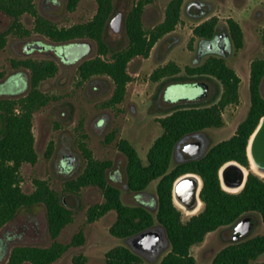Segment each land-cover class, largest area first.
Segmentation results:
<instances>
[{"label":"trees","instance_id":"16d2710c","mask_svg":"<svg viewBox=\"0 0 264 264\" xmlns=\"http://www.w3.org/2000/svg\"><path fill=\"white\" fill-rule=\"evenodd\" d=\"M78 1L67 0L66 8L73 10ZM148 1L150 0H137L127 12L123 20L127 44L114 49L105 38L114 8L112 0H96L97 9L90 20L67 27H58L40 14L34 0H0V10L13 18L11 25L0 32V48L4 47L7 36L11 33L26 37L33 31L56 42L90 38L96 43L97 53L79 64L78 75L81 81L95 75L110 77L114 89L108 104L114 105L124 99L127 84L132 79L127 70L130 60L135 56L147 58L157 41L170 34L180 21L184 0H169L163 20L151 28H145L143 13ZM24 13L33 16L32 30L27 29L20 20ZM223 25L234 49L242 48V27L231 17L226 19L225 24H220L216 16H211L197 24L193 28V34L202 45L219 35L218 30ZM261 40L264 46V32ZM174 44L176 41L172 45ZM11 62L14 68L29 70L30 88L22 96L0 98L3 122L0 131V229L23 208L41 204L46 209L51 243L47 246L15 245L4 264H51L71 245L83 244V232H77L68 243L58 240L62 229L74 219L72 209L63 203L59 193L44 179H34L33 191H23L20 185V167L24 162H36L33 114L51 98L40 89V83L54 76L58 65L52 59L30 57L12 59ZM197 75H212L221 81L223 91L217 103L205 107L178 108L158 117L157 121L163 131L149 147L146 161L142 160L129 140L119 138L117 141V148L125 157L126 188L130 193L137 195L158 179L155 210L138 203H126L121 189L109 181L108 171L113 165L112 161L93 157L84 142L81 150L86 158V165L76 178L64 183L67 192L77 193L82 187L90 185L102 191L103 201L88 208V220L94 221L114 211L115 220L109 227V233L113 236L134 238L154 225L161 226L169 241V249L158 264H195V258L190 253L191 246L202 242L207 233L220 226L233 225L246 214L256 213L264 224V179L251 172L244 188L233 193L222 189L217 174L219 166L227 160L247 163L245 150L249 136L264 116V98L260 92L264 58H255L250 62V106L235 134L214 145L200 160L179 163L168 171L173 146L180 138L196 130L221 126V110L226 105L239 102L240 77L226 64L222 55L210 54L203 61L186 64L184 67L174 61H167L154 68L149 79L153 82L168 78L183 80ZM114 136L115 132H110L108 140ZM49 149H52V142ZM186 171L201 175L203 187L200 196L204 207L199 213L183 220L180 209L172 201V184L178 175ZM263 253L264 234H256L224 245L215 253L210 264H250L252 261L253 264H264V261H256ZM86 259L83 253H77L73 255L70 264H84ZM105 264H143V258L127 245L118 244L106 251Z\"/></svg>","mask_w":264,"mask_h":264},{"label":"rangeland","instance_id":"374dc122","mask_svg":"<svg viewBox=\"0 0 264 264\" xmlns=\"http://www.w3.org/2000/svg\"><path fill=\"white\" fill-rule=\"evenodd\" d=\"M168 1L150 0L146 3L143 13L145 28H151L163 20ZM112 2V16L121 11L124 20L137 0ZM34 3L38 12L58 27L86 22L97 9L96 0H79L73 10L66 8L67 0H34ZM211 16H216L220 24H225L228 17L238 21L244 36L243 47L238 50L232 47L229 57L225 58L226 64L240 76V103L227 108L224 127L209 129L216 130L221 140L233 134L249 109L250 62L255 58H264L261 40L264 32V0H184L180 21L175 29L157 41L147 58L135 56L130 60L127 70L132 79L127 84L124 99L114 105L108 104L114 89L110 77L95 75L81 81L78 75L79 64L97 53L94 40L85 38L70 41L77 46L70 51L65 61L61 57L63 47L60 45L69 42L52 41L33 31L26 37L12 33L7 36L6 44L0 48V98L22 96L30 88L29 70L14 68L12 59H52L58 65L55 75L40 83V89L51 98L33 114L36 162H24L20 167V185L23 191L29 193L34 190V179H44L59 193L63 203L72 209L74 219L62 229L58 240L68 243L77 232H83L84 243L71 245L51 264H70L73 255L77 253H83L87 257L84 264H105V253L108 249L118 244L133 245L132 241L109 233V227L115 220L114 211L94 221L88 220V208L103 201L102 191L98 187L85 186L77 193H72L65 191L64 183L68 179L76 178L86 165V158L81 150L84 142L93 157L112 161L113 165L108 171L109 181L121 189L126 203L151 200L157 180L147 186L148 191L142 196L127 190L125 157L118 150L117 141L119 138L129 140L145 161L149 147L163 131L157 118L163 116L170 109V105H177L183 100H186L184 105H203L216 99V93L221 89V84L216 79H213L214 92L206 102L198 101L204 89L199 77L189 79L193 83L187 79L171 81L168 78L157 82L149 79L152 70L167 61H174L181 67L191 63L197 45L193 28ZM12 20L11 16L0 10V32L7 29ZM20 20L27 29H33V16L24 13ZM218 34H227L224 25L218 30ZM105 38L114 49L126 46L124 24L119 32L113 31L108 24ZM175 41L176 44L172 45ZM32 42L43 43L44 49H25L24 46ZM262 92L264 95V82ZM2 126L0 115V131ZM113 131L114 138L108 140V135ZM190 215L183 211L184 220ZM250 215L255 224L243 238L264 234V224L259 215ZM232 241L234 225L221 227L207 233L202 242L191 246L190 253L195 258V264H210L215 253ZM50 243L45 207L40 204L23 208L0 229V264L6 263L15 245L47 246ZM168 249L167 245L159 248L157 252L143 254V264H158ZM256 261H264V253ZM253 263L254 261L250 264Z\"/></svg>","mask_w":264,"mask_h":264},{"label":"flooded vegetation","instance_id":"af4514ba","mask_svg":"<svg viewBox=\"0 0 264 264\" xmlns=\"http://www.w3.org/2000/svg\"><path fill=\"white\" fill-rule=\"evenodd\" d=\"M198 5H200L198 3ZM209 42L210 41H207L205 42V44H199L197 42V45H196V50H195V54L193 55L192 57V60H191V63L193 62H200V61H203L208 55L210 54H214V55H222L224 58L226 57H229V55L226 54V52L222 53L221 54V50L219 49L218 46H214L212 47L211 49L208 48V45H209ZM32 43H35V42H32ZM39 43V42H38ZM28 44H31V43H28ZM39 44H42L43 43H39ZM71 44V42L69 43H63L61 44L60 46L62 47H68L69 45ZM27 45V44H26ZM25 47V46H24ZM32 49V48H31ZM38 49H44V45L43 47L41 48H38ZM30 50V49H29ZM198 52H200L198 54ZM201 54V55H200ZM62 57V56H61ZM66 61V60H65ZM237 73V72H236ZM238 75V73H237ZM239 76V75H238ZM201 78L202 79V84L204 86V89H203V92H202V95L200 96L199 100L200 102H206L208 97L210 95L213 94L214 92V83H213V79H216L220 82L221 84V81L219 79H217L216 77L212 76V75H197V76H193V77H189L187 78V80L191 79V78ZM240 77V76H239ZM183 80H186V79H183ZM171 81H176V80H171ZM191 83H193L194 81L193 80H189ZM241 81V79H240ZM263 82H264V76L261 80V83H260V92H261V95L263 96L264 98V95H263V92H262V85H263ZM240 83V82H239ZM248 88H249V84H248ZM222 91H223V87L221 85V89H218L217 93H216V99L212 102V103H206V104H203V105H184V101L186 100H183L182 102H180L179 104L177 105H170V109L168 111H173L175 109H178V108H184V107H193V108H197V107H205V106H210L212 104H215L219 101L220 97H221V94H222ZM165 97V96H164ZM249 99H250V94H249ZM240 103V95H239V102L237 104H229V105H226L222 110H221V117H222V120H223V124L219 127H208V128H205V129H202V130H196V131H193V132H190V133H187L185 134L182 138H180L176 143L175 145L173 146V149H172V153H171V161H170V164H169V168H168V171L171 170L172 168H174L176 165H178L179 163H183V162H186V161H197V160H200L201 158H203L207 153L208 151L214 146L216 145L217 143L223 141V140H226V139H229L232 135L235 134L236 130H237V127L239 125V123L243 120H241L234 132L232 135H230L228 138H225V139H221L219 140V137L217 136V132L216 130H209L211 128H221V127H224L225 126V121H224V115H225V111L227 110V108L229 106H238V104ZM250 106V104H249ZM167 111V112H168ZM165 112L164 115L167 113ZM248 112V111H247ZM163 115V116H164ZM247 115V114H246ZM161 117V116H160ZM260 123V121H259ZM258 123V125H259ZM161 125V124H160ZM257 125V127H258ZM233 126V125H232ZM232 126H230L232 128ZM230 127H227V128H230ZM257 127L253 130V132L251 133V135L249 136V139H248V142H247V145H246V150H245V154H246V157H247V163L246 164H243L235 159H230V160H227L225 161L224 163H222L219 168H218V171H217V174H218V178H219V183H220V186L222 187V189H224L225 191H228V192H233V193H236V192H239L241 191L244 186H245V183L247 181V177L249 175V173H255L257 174L258 176H260L261 178L264 179V172H262L261 170L259 171V169H257V167L255 166V162H254V159L256 157V151L253 147V145L251 146V139L257 129ZM163 129V128H162ZM159 136V135H158ZM218 138V139H217ZM221 138V137H220ZM219 140V141H217ZM144 161V160H143ZM146 161V160H145ZM229 162H236L238 164H240L241 166L244 167L245 171H246V178H245V182L243 184V186L236 190V191H232V190H228L226 189L223 185H222V182H221V168L228 164ZM187 174H193V175H196L199 179H200V187H199V191H198V199H199V202L200 204L198 205V207L194 210V211H186L182 206H180L179 204H177L175 198H174V190H173V187H174V182L184 176V175H187ZM157 182H158V179H156ZM156 182V184H157ZM203 187V179L201 177L200 174L196 173V172H193V171H186L184 173H181L180 175H178L174 181H173V184H172V201L174 202V204L178 207V209H180L181 213H182V219H183V211L187 214H191L190 216L194 215V214H197L199 213L203 207H204V202L203 200L201 199V196H200V192H201V189ZM155 189H156V186H155ZM148 191V189L146 188L145 191L137 194V196H142L143 194H145L146 192ZM154 191V194H152L151 196V200H139L138 201V204H142L144 206H147L149 209H153L155 210L156 208V195H155V190ZM246 215H250V214H246ZM244 215V216H246ZM189 216V217H190ZM243 216V217H244ZM188 217V218H189ZM242 217V218H243ZM187 218V219H188ZM185 219V220H187ZM184 220V219H183ZM238 222V221H237ZM236 222V223H237ZM235 223V224H236ZM235 224H233L235 226ZM255 224V223H254ZM225 227V226H223ZM221 228V226L219 227ZM217 228V229H219ZM216 229V230H217ZM148 230H155L157 232H159L160 234V239L159 241L157 242V244H155L154 246L150 247V248H144L142 245L140 244H135L134 242V238H128V240L132 241L133 242V245L132 246H128L129 248H131L134 252L138 253L142 258H143V254H148L149 252L151 251H155L157 252L159 250V248H165L167 245L169 246V241L167 239V236L165 234V231L164 229L159 226V225H154L152 228L148 229ZM215 231V230H213ZM212 232V231H211ZM243 238V237H242Z\"/></svg>","mask_w":264,"mask_h":264},{"label":"water","instance_id":"95a60500","mask_svg":"<svg viewBox=\"0 0 264 264\" xmlns=\"http://www.w3.org/2000/svg\"><path fill=\"white\" fill-rule=\"evenodd\" d=\"M109 26L115 32L121 31L123 27V13L119 11L113 15L109 20ZM77 45L71 44V46L63 47L61 56L67 61L68 54ZM214 46H218L221 50V54L226 52L230 55L232 50L231 40L227 35H217L214 39L210 40L208 48L211 49ZM42 44L38 42L25 45V49L41 48ZM253 145L256 151V157L254 159L255 166L259 171L264 172V116L260 119V123L251 139V146ZM221 182L222 185L232 191L240 189L246 178V171L243 166L236 162H229L221 168ZM200 179L193 174H187L178 178L174 182V198L176 203L182 206L186 211H194L200 204L198 199V191L200 187ZM254 227V219L251 215H246L241 218L234 226V240H238L246 236ZM160 239L159 232L155 230H146L136 236H134L135 244H140L144 248H150L157 244Z\"/></svg>","mask_w":264,"mask_h":264}]
</instances>
